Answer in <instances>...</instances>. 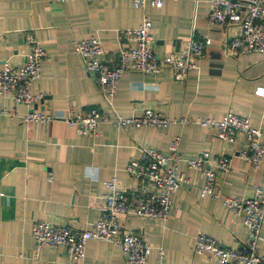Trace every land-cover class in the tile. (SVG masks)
I'll return each mask as SVG.
<instances>
[{
    "label": "crops",
    "instance_id": "1",
    "mask_svg": "<svg viewBox=\"0 0 264 264\" xmlns=\"http://www.w3.org/2000/svg\"><path fill=\"white\" fill-rule=\"evenodd\" d=\"M210 9V0H166L161 9L144 10L133 8L131 0H0V69L25 63L30 52L25 35L30 33L45 51L40 77L31 88L34 96H41L34 109L58 119L25 126L19 119L30 110L9 96L0 97V264H69L63 247L37 251L33 224L43 220L88 229L105 205L103 183L114 178L122 188L136 189L138 183L125 172L128 162L139 157L141 148L168 156L174 139L182 158L178 170L189 185L181 184L173 194L166 222L122 215L123 231L140 235L148 244L146 264H215L206 254L193 253L196 234L225 248L246 244L248 232L241 218L227 211L221 200L201 198L203 176L186 165L204 151L222 152L232 160L228 172L217 174L223 196L250 197L255 188L264 190V158L254 170L237 156L246 146L243 135L233 145H222L213 129L197 124L232 112L261 130L264 145V98L255 94L264 88V56L228 54L240 29L209 25ZM144 17L152 23L150 48L158 58L185 49L189 41L210 44L186 78L175 80L167 68L157 75L127 72L116 96L109 98L85 71L73 43L97 39L113 64L119 32L138 28ZM91 108L108 119L152 110L171 123L167 128L119 129L105 122L95 137H85L62 120ZM259 249L264 254V228ZM84 264L126 263L119 247L91 240Z\"/></svg>",
    "mask_w": 264,
    "mask_h": 264
},
{
    "label": "built area",
    "instance_id": "2",
    "mask_svg": "<svg viewBox=\"0 0 264 264\" xmlns=\"http://www.w3.org/2000/svg\"><path fill=\"white\" fill-rule=\"evenodd\" d=\"M56 1L63 3L72 0ZM165 1L131 0V3L133 8L144 10L149 6L161 9ZM210 7L209 25L238 26L240 29L239 37L232 39L227 47L228 54L236 56L243 52L264 56V0H210ZM151 28V21L144 17L138 28L119 32L120 46L113 64L107 61L97 39L91 37L73 43V52L79 56L85 71L92 76L105 96L114 98L121 76L131 71L157 75L167 68L173 72L175 80H182L197 68L196 62L203 57L210 44L209 40L189 41L185 49L158 58L150 48ZM25 42L30 49L25 63L18 68L4 65L0 69V97L9 96L15 104L30 110L19 119L25 126L36 123L48 125L58 119L34 109L41 96H34L31 91L32 84L40 77L45 51L30 33L25 35ZM255 94L264 98V88H258ZM1 114L14 117L5 111ZM62 120L78 135L85 137H95L98 127L105 122L119 129L167 128L171 123L152 110H144L140 115L131 117L114 115L108 119L96 108L78 111ZM180 121L189 123L188 120ZM197 124L202 128L213 129L215 138L222 145H233L237 136L243 135L246 146L237 156L254 170L260 169L264 158L263 134L260 129L250 126L246 118L227 112L220 120L206 119ZM181 161L178 139L169 145L168 156L152 148H141L139 157L131 159L125 168L130 178L138 183L136 189L126 190L114 178L105 181L103 184L107 193L101 216L85 230L43 220L35 222L32 238L37 251L43 247H63L69 264H84L87 243L95 240L119 247L126 264H146L151 253L150 247L140 235L123 231L119 216L133 215L166 222L173 209V194L181 184L190 183L178 170ZM231 161L222 152L214 154L204 151L197 158L187 160L186 165L203 176V184L199 189L201 198L221 200L227 211L241 218L248 232L247 242L240 249L225 248L213 238L196 234L192 239V251L194 254H206L215 264H262L264 254L260 252L259 242L264 228V190L257 187L250 197L223 196L217 174L228 172Z\"/></svg>",
    "mask_w": 264,
    "mask_h": 264
}]
</instances>
